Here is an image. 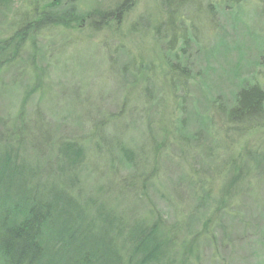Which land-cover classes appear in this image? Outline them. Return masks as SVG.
Wrapping results in <instances>:
<instances>
[{"label":"rangeland","instance_id":"rangeland-1","mask_svg":"<svg viewBox=\"0 0 264 264\" xmlns=\"http://www.w3.org/2000/svg\"><path fill=\"white\" fill-rule=\"evenodd\" d=\"M163 1L132 0L130 11L99 31L76 20L69 26H47L33 40L29 34L16 58L0 69V130L12 126L21 112L29 127L41 126L53 136L44 156L25 140L20 154L36 160L26 163L34 172L28 178L41 187L56 185L63 212L77 218L74 227L94 231L111 251L116 244L111 238L117 235L102 222L89 223L99 204L147 224L156 221L170 250L164 264H259L264 258V169L253 173L250 167L248 180L226 192L228 174L215 173L205 150L216 130L221 131L219 144L226 145L217 106L233 102L240 78L230 73L238 71L264 86V0H241L231 7L224 0H186L183 11L193 28L184 36L192 39L182 60L186 73L180 68V80L173 76L176 85L170 81L163 41L147 28L158 23ZM121 2L3 0L0 44L15 32L26 8L58 13L74 6L83 13L109 11ZM165 21L170 30L175 16ZM26 93H31L28 99ZM217 94L222 96L213 103ZM197 112L205 114L202 136L179 147L178 134L200 131ZM182 114L187 124L180 129ZM206 116L213 121L210 127ZM253 128L236 143L231 140V153L242 143L253 152L264 151V121ZM106 132L114 138L107 145ZM59 140L80 143L83 159L62 169L65 160L56 158ZM122 148L130 149L132 158H124ZM153 164L157 170L146 180ZM207 190L210 194L203 195ZM222 194L233 199L217 213L220 202L212 198Z\"/></svg>","mask_w":264,"mask_h":264},{"label":"trees","instance_id":"trees-1","mask_svg":"<svg viewBox=\"0 0 264 264\" xmlns=\"http://www.w3.org/2000/svg\"><path fill=\"white\" fill-rule=\"evenodd\" d=\"M186 2V0H164L163 4H166V6L161 8L162 12H159L158 23L155 26L150 24V26H147L148 29L154 30L158 41H163L161 44L164 46V57L167 60V67H170L172 72L170 77L172 85H176L173 78L174 75L179 80L183 76L180 68L183 73H186V68L182 66V62L185 59L186 44L192 39L184 36L186 31L193 28L192 23H190L189 18L183 11ZM224 2L231 7V4L241 2V0H224ZM172 3L173 6L171 7ZM132 6V0H122L119 5L109 11L92 8L87 12L78 13L74 6H69L68 9L55 13L49 9H41L39 12L38 10L32 11L30 8H26L25 12L20 15L18 23L16 22L18 27L15 32L1 41L0 69L16 58L20 47L26 43L29 34V37H32L33 40L34 38L36 39L41 29L47 28V26H56L62 23L69 26L72 21L76 20L81 25L87 22V28L92 27L95 31L101 30L102 27L111 28L112 26L110 25H112L113 21H118L120 17H123V14L132 9ZM210 7H212L214 12L215 5L210 4ZM34 8L36 9L37 7ZM171 15L175 16V23L171 22L173 26L169 30L165 19ZM142 18L143 15L138 17L137 21ZM179 40L181 44L178 52L176 43ZM165 41L167 42L164 44ZM5 51L7 52L5 53ZM3 54L5 57H3ZM238 73L235 70L230 73L232 77L240 78L235 93L232 94L233 102L230 105L219 103L217 106L218 115H221L224 119L223 122H225L223 137L226 140V145L222 146L219 144L221 143V131L216 130L214 133L215 140H212L213 142H210L205 150L207 161L214 164L215 173L228 174L227 185L225 186L226 192L248 180L250 167H253V173L264 169L262 165L264 162V151L259 149L253 152L243 143L239 144L235 153L230 151L231 146L238 141L236 140L237 137H244L248 131L254 129V126L264 121V86L258 82H251L246 76H240ZM30 94L26 93L27 99ZM221 96V94H217L211 101L217 103ZM196 115L200 120V131L196 130L195 135L182 132V138L178 134L175 139L178 141L179 147L180 142H186L190 139L198 141L202 136L201 130L206 124L204 120L205 114L197 112ZM17 116L18 119L10 124L12 126L0 130L1 264H164V255L169 249L167 248L168 244L160 239L161 234L156 221L153 224H147L142 220L136 219L137 217L135 216H132L134 219H131L130 222H128L129 219L122 221L121 218L124 213L117 215L119 212L115 213L104 206L99 207L95 210L96 213L91 217L89 223L91 222V226H93L95 223L102 222L109 227L110 231L117 235L116 240L113 237L111 238L116 243L111 251V246L103 240L100 241L94 231L84 229L80 231V229L74 227L77 218H73L64 229L58 230L54 211L57 205L60 208H64V205L60 206L58 203L60 197L59 188L41 187L38 183H32L28 176L21 178L24 179L22 185L27 190L19 191L13 187L11 184L12 180L19 177L21 170L25 169L22 163L20 164L18 161L19 153H15V149L20 146L23 147L24 143H26L25 140L28 139L30 148L35 150L34 153L44 156L48 147L53 145L54 141L53 136L47 135L48 132L41 126L29 127L24 121L21 112ZM206 118L210 121V127L213 121L210 120L209 116H206ZM185 119L186 117L183 114L178 116L180 129L184 126V122L187 124ZM36 120L38 125L41 124L39 119ZM26 130L28 133H26ZM175 130L179 132L177 127H175ZM113 140L114 138L109 132L103 134V143L105 145ZM59 141L57 159L65 160L67 165H75L83 159L84 148L80 143L76 140ZM121 154L124 158H132L130 149L122 148ZM131 163H126V166L130 167ZM148 164L150 165L149 161ZM156 170L157 165H151L144 174L146 180H148L147 176L154 175ZM33 175L34 172L31 173L32 177ZM146 180H143V186H145ZM208 194L210 192L207 190L203 195L207 196ZM48 195L53 197L49 198V200ZM212 199L220 202L219 206H216L218 213L222 207L221 205L225 202L228 204L233 198L231 195L227 198L225 194H222L218 199L214 197ZM252 216L254 214H251V219H257V217ZM80 223L83 225L81 221ZM86 233L90 234V236ZM259 262V264H264V258Z\"/></svg>","mask_w":264,"mask_h":264},{"label":"bare ground","instance_id":"bare-ground-1","mask_svg":"<svg viewBox=\"0 0 264 264\" xmlns=\"http://www.w3.org/2000/svg\"><path fill=\"white\" fill-rule=\"evenodd\" d=\"M21 151H24V147H18V148H16L15 149V153H19V155H18V157H17V159H18V161L20 162V164L22 163V165H23V167L25 168L24 170H21V175L19 176V177H16L14 180H12V182H11V184L13 185V187L16 189V190H19V191H22V190H27V188L26 187H24L23 185H22V181H24V179H21L22 177H27L28 175H31V173L33 172V171H28V169H27V167H28V165H31L32 163H34L36 160H30V161H27V159H26V157H25V155L24 154H20L21 153ZM34 156V155H33ZM35 157V156H34ZM33 157V158H34ZM28 165H27V164ZM66 166H67V164L65 163H63V166H62V169H65L66 168ZM52 187H56V185L54 186V185H52L50 188H52ZM58 188V187H57ZM48 197V199L50 198H52L53 196L52 195H48L47 196ZM49 199V200H50ZM103 205L101 204V206H100V204H99V206H97L96 208L98 209L99 207H102ZM63 209L64 208H60L58 205H57V207L55 208V211H54V214L56 215V220H57V224H58V230H61V229H64L65 228V226H67V224L68 223H70L72 220H73V215H72V213H69V212H66V213H68V214H66V213H64L63 212ZM89 213L90 212H88V215H89ZM95 215V212L94 211H91V213H90V216H94ZM124 215H126V219H129L128 220V222H130V220L132 219V216H130V215H127V214H124ZM128 222H127V224H128Z\"/></svg>","mask_w":264,"mask_h":264}]
</instances>
